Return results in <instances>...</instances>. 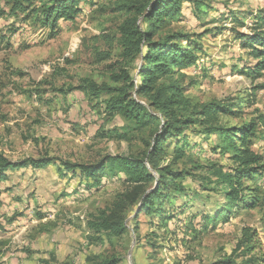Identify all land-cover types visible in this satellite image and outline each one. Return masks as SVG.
Returning a JSON list of instances; mask_svg holds the SVG:
<instances>
[{
  "label": "rangeland",
  "instance_id": "rangeland-1",
  "mask_svg": "<svg viewBox=\"0 0 264 264\" xmlns=\"http://www.w3.org/2000/svg\"><path fill=\"white\" fill-rule=\"evenodd\" d=\"M15 1L0 0V156L56 163L8 170L0 182V264H264V69L239 41L259 30L264 0H184L183 16L155 29L154 41L188 35L209 55L200 53L198 69L175 70L159 86L175 82L197 112L203 106L217 111L208 121L194 117L199 123L184 132L193 148L185 157H174L176 145L183 146V136L176 135L157 155L160 168L192 174L178 181L186 193L171 191L161 215L142 213L139 203L129 206L122 235L96 233L89 223L109 214L130 190L125 175H108L99 187L89 188L79 172L62 164L93 166L108 156L149 160L156 140L165 138L166 118L157 110L151 113L161 125L144 127L109 114L112 93L91 98L77 90L91 81L115 93L124 84L118 82L123 72L140 83L142 59L124 58V33L134 16L152 2L149 12L156 0H84L74 22L55 26L31 14L38 1L9 15ZM147 20L139 16L134 28L148 33ZM131 94L147 106L146 99ZM207 127L237 134L238 149L260 158L263 180L242 181L256 205L203 223L201 213L213 217L226 202L212 172L235 173L238 167L233 152L210 150L223 139L219 131L207 137ZM182 202L188 211L167 219ZM251 244L256 248L249 252Z\"/></svg>",
  "mask_w": 264,
  "mask_h": 264
},
{
  "label": "trees",
  "instance_id": "trees-1",
  "mask_svg": "<svg viewBox=\"0 0 264 264\" xmlns=\"http://www.w3.org/2000/svg\"><path fill=\"white\" fill-rule=\"evenodd\" d=\"M39 2V6L31 10V14L37 17L44 24L55 26L61 21L74 22L82 12L81 4L84 0H18L14 2V7L8 10L9 15L17 14L18 11H26L25 3L28 5ZM93 2L94 0H88ZM184 0H156L146 13L149 3L137 16H134L131 24L125 28L124 33V58L128 59L132 54L142 59L139 77L140 83L137 85L132 78H129L126 72L118 77V82H123L115 93L110 88L98 87L95 83L88 81L86 85L80 86L77 90L85 91L91 98H98L105 92H109L111 97L106 104L109 114L112 117L121 116L127 120L134 121L141 126L153 124L161 125L158 115L151 113L152 109L157 110L166 118L165 138L156 140L155 154H151L148 159L125 158L121 156H108L99 164L78 165L63 163L62 166L66 171L79 172L80 176L86 181L89 188L92 186L99 187L108 175H125L130 190L127 191L120 201L115 205L109 214L100 215L94 222L89 223V229L96 233L107 232L111 235H122L126 231L125 212L129 206L141 204L142 213L153 215L157 213L161 215L165 213V203L170 199V192L186 193L185 188L178 185V181L187 179L192 174L190 172H175L168 166L159 167L157 163L158 154L164 152L163 143L167 141L171 135L183 136L176 145L174 151L175 159H182L186 156L187 151L192 150L189 146L188 137L184 132L189 127L199 123L195 116L201 115L207 120L216 113V109L210 106H203L201 112H197L195 108L190 106L188 99L184 96V89L175 82L169 83L167 86H159V82L166 77H172L175 70L188 72L196 68L199 54L205 53V48L197 46L188 35L177 34L166 40L154 41L155 29L167 22L178 19L183 16L182 4ZM4 14V11L2 12ZM141 15H147L146 24L150 25L148 33L135 29L137 18ZM41 16V17H40ZM237 20V18H234ZM238 21V20H237ZM256 25L258 31L252 34V37L240 36L239 41L245 49L250 50L252 57L259 61V68L264 69V15L257 19ZM145 33V34H144ZM180 41L182 44L175 42ZM204 70L206 64L203 66ZM134 91L140 98L147 100V106L134 99L131 92ZM187 114V116H186ZM219 131L218 134L223 140L221 146L210 147L211 151L218 153L233 152V160L238 165L235 173L224 172L223 170H214L212 175L218 178L221 185V193L224 195L226 202L219 212L213 216L200 214L203 223L217 222L221 216L230 214V211L241 207L251 208L256 205L254 197L245 194L243 186L244 179L255 180L256 176H260L263 180V173H259L260 158H253L246 154L245 150H239L237 145L239 139L237 134L230 135L229 131L217 128H205L207 137ZM248 131L241 133V141L245 143L248 139ZM244 151V152H241ZM213 153V152H212ZM56 162L51 158L28 159L20 162H13L0 156V182L5 180L8 170H19L27 166L36 169H45L54 165ZM151 166L157 173L158 178L148 167ZM200 167V166H198ZM259 180H257L258 182ZM262 183V182H261ZM152 186V187H151ZM153 188V189H152ZM152 189V190H150ZM150 190V191H149ZM189 207L182 204L172 210L167 219H172L178 214H184ZM196 218V217H195ZM192 221H194V219ZM206 224H204L205 226ZM252 242L251 238H247L246 243ZM249 252L253 251L256 246L251 244ZM96 264H114L112 261H103ZM251 264H255L251 262Z\"/></svg>",
  "mask_w": 264,
  "mask_h": 264
}]
</instances>
